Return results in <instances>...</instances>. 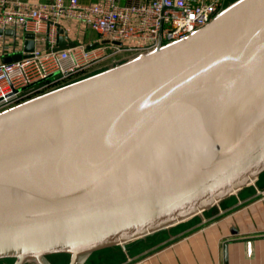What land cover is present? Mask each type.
<instances>
[{
    "label": "water",
    "instance_id": "obj_1",
    "mask_svg": "<svg viewBox=\"0 0 264 264\" xmlns=\"http://www.w3.org/2000/svg\"><path fill=\"white\" fill-rule=\"evenodd\" d=\"M25 37L3 63L29 56ZM76 46L60 28L53 51ZM263 174L264 0H234L188 37L0 113V260L85 264Z\"/></svg>",
    "mask_w": 264,
    "mask_h": 264
},
{
    "label": "built area",
    "instance_id": "obj_2",
    "mask_svg": "<svg viewBox=\"0 0 264 264\" xmlns=\"http://www.w3.org/2000/svg\"><path fill=\"white\" fill-rule=\"evenodd\" d=\"M228 0H148L131 7L118 0L83 4L80 0H0L4 51H14L26 34L34 35L27 58L0 62V113L103 67L119 55H138L192 35L207 26ZM75 22L97 34V44L53 51L62 24ZM14 34L7 37L6 31ZM11 39L12 47L6 46ZM122 42V46L102 41ZM93 43V44H94ZM16 55V54H15ZM264 200V198H263Z\"/></svg>",
    "mask_w": 264,
    "mask_h": 264
},
{
    "label": "crops",
    "instance_id": "obj_3",
    "mask_svg": "<svg viewBox=\"0 0 264 264\" xmlns=\"http://www.w3.org/2000/svg\"><path fill=\"white\" fill-rule=\"evenodd\" d=\"M34 1L48 3L52 0ZM80 1L90 4L100 0ZM147 1L118 0V4L131 7ZM61 29L75 42H84L87 46L98 39L91 29L75 22L62 24ZM1 35L0 62H3L22 49L17 46L13 51L11 39H6V46L11 49L5 52ZM118 57L123 56L112 60L120 59ZM263 198L264 174L210 210L153 236L102 250L85 264H264Z\"/></svg>",
    "mask_w": 264,
    "mask_h": 264
},
{
    "label": "rangeland",
    "instance_id": "obj_4",
    "mask_svg": "<svg viewBox=\"0 0 264 264\" xmlns=\"http://www.w3.org/2000/svg\"><path fill=\"white\" fill-rule=\"evenodd\" d=\"M232 1H234V0H228V4H229L230 2H232ZM228 4H227V5H228ZM18 45H19V47L22 46V41H21V40L19 41ZM121 56H123V57H118V58H120V59H114V60H112V61H109V63L112 62L110 65H109V63H106L103 67L98 68L97 70H95V71H93V72H90V73H89L88 75H86V76L92 75V74L96 73L97 71H100V70L106 69L107 67L112 66V65H114V64H119V63H121V62L127 60L129 57H132V55H121ZM115 60H116V61H115ZM86 76H84V77H86ZM84 77H83V78H84ZM78 79H82V77H80V78H78ZM78 79H77V80H78ZM75 81H76V80H75Z\"/></svg>",
    "mask_w": 264,
    "mask_h": 264
},
{
    "label": "trees",
    "instance_id": "obj_5",
    "mask_svg": "<svg viewBox=\"0 0 264 264\" xmlns=\"http://www.w3.org/2000/svg\"><path fill=\"white\" fill-rule=\"evenodd\" d=\"M52 264H68L69 256L56 255L49 258ZM0 264H13V260H0Z\"/></svg>",
    "mask_w": 264,
    "mask_h": 264
}]
</instances>
